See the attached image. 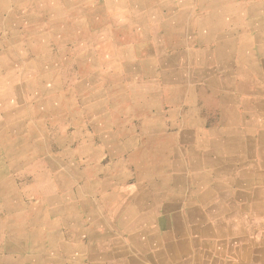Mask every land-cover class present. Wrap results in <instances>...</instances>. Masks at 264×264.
Returning a JSON list of instances; mask_svg holds the SVG:
<instances>
[{
	"label": "crops",
	"instance_id": "crops-1",
	"mask_svg": "<svg viewBox=\"0 0 264 264\" xmlns=\"http://www.w3.org/2000/svg\"><path fill=\"white\" fill-rule=\"evenodd\" d=\"M0 264H264V0H0Z\"/></svg>",
	"mask_w": 264,
	"mask_h": 264
},
{
	"label": "bare ground",
	"instance_id": "bare-ground-1",
	"mask_svg": "<svg viewBox=\"0 0 264 264\" xmlns=\"http://www.w3.org/2000/svg\"><path fill=\"white\" fill-rule=\"evenodd\" d=\"M28 18V17H27ZM8 96V95H7Z\"/></svg>",
	"mask_w": 264,
	"mask_h": 264
}]
</instances>
